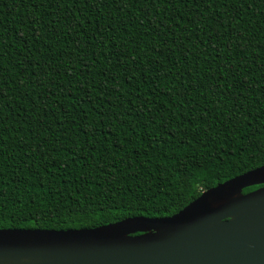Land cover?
<instances>
[{
	"label": "trees",
	"instance_id": "16d2710c",
	"mask_svg": "<svg viewBox=\"0 0 264 264\" xmlns=\"http://www.w3.org/2000/svg\"><path fill=\"white\" fill-rule=\"evenodd\" d=\"M262 166L264 0H0V230L168 218Z\"/></svg>",
	"mask_w": 264,
	"mask_h": 264
},
{
	"label": "water",
	"instance_id": "95a60500",
	"mask_svg": "<svg viewBox=\"0 0 264 264\" xmlns=\"http://www.w3.org/2000/svg\"><path fill=\"white\" fill-rule=\"evenodd\" d=\"M0 264H264V166L203 192L168 218L0 230Z\"/></svg>",
	"mask_w": 264,
	"mask_h": 264
}]
</instances>
